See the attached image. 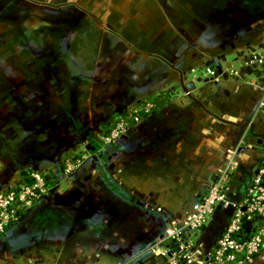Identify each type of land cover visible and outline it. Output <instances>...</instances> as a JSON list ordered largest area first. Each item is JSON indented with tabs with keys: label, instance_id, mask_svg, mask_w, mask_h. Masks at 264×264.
<instances>
[{
	"label": "crops",
	"instance_id": "obj_1",
	"mask_svg": "<svg viewBox=\"0 0 264 264\" xmlns=\"http://www.w3.org/2000/svg\"><path fill=\"white\" fill-rule=\"evenodd\" d=\"M23 2L62 44L39 84L0 93V192L32 171L49 187L0 234V264H165L150 248L175 247L166 228L227 170L230 205L183 236L207 261L264 162V0ZM240 264H264V242Z\"/></svg>",
	"mask_w": 264,
	"mask_h": 264
},
{
	"label": "built area",
	"instance_id": "obj_2",
	"mask_svg": "<svg viewBox=\"0 0 264 264\" xmlns=\"http://www.w3.org/2000/svg\"><path fill=\"white\" fill-rule=\"evenodd\" d=\"M152 108L151 100L132 107L129 116L115 122L105 139L108 142L117 140L127 129V119L137 120L140 113L149 112ZM64 165L66 173H70L75 167L71 159L65 160ZM227 177V170L221 172L180 224H172L166 228L163 240L174 242V248H164L160 244L150 248L153 253L160 250L161 254L167 255L165 264H240L243 259L247 260L261 251L264 242V162L257 166L242 202L235 205L234 214L217 239L207 261L197 260L183 242L186 230H200L217 207L230 205L225 195ZM27 179L29 181H24L15 188L0 192V234L18 220L20 212L49 191L47 179L41 172L32 171Z\"/></svg>",
	"mask_w": 264,
	"mask_h": 264
},
{
	"label": "rangeland",
	"instance_id": "obj_3",
	"mask_svg": "<svg viewBox=\"0 0 264 264\" xmlns=\"http://www.w3.org/2000/svg\"><path fill=\"white\" fill-rule=\"evenodd\" d=\"M35 1L58 5L66 2H76L77 0ZM28 4L26 2L22 3V0H0V93H18L22 95L25 92L24 78L28 74L32 77L36 75L39 84L41 81H38V77L43 76L40 74V64L50 62L49 66H52L51 62L56 63L60 60L55 50L62 44V38L57 40L59 38L57 32L40 33L38 27L42 23L39 17L41 13L45 12ZM88 22L90 21H83L84 24H88ZM33 89L38 91L39 86L34 85L31 90ZM18 107H22L21 102H18Z\"/></svg>",
	"mask_w": 264,
	"mask_h": 264
},
{
	"label": "trees",
	"instance_id": "obj_4",
	"mask_svg": "<svg viewBox=\"0 0 264 264\" xmlns=\"http://www.w3.org/2000/svg\"><path fill=\"white\" fill-rule=\"evenodd\" d=\"M160 99H162V97H161V95H158V96H156L155 98H153V99L151 100V102L153 103V107H154V104L157 102V100L160 101ZM25 178H27V176H26ZM25 178H24V179H25ZM23 182H24V181H23ZM21 214H22V212L19 213V218H20ZM19 218H18V219H19Z\"/></svg>",
	"mask_w": 264,
	"mask_h": 264
}]
</instances>
